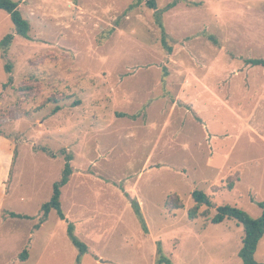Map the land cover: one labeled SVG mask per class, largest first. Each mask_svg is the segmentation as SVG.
<instances>
[{
  "label": "rangeland",
  "instance_id": "rangeland-1",
  "mask_svg": "<svg viewBox=\"0 0 264 264\" xmlns=\"http://www.w3.org/2000/svg\"><path fill=\"white\" fill-rule=\"evenodd\" d=\"M14 1L30 31L0 50V264H76L68 222L80 264H155L158 242L172 264H242L243 227L211 216L228 204L257 218L264 202V67L245 63L264 59V0H177L162 14L171 52L135 0ZM13 31L0 9V40ZM62 150L65 219L52 209L35 229ZM194 191L214 207L190 219Z\"/></svg>",
  "mask_w": 264,
  "mask_h": 264
},
{
  "label": "trees",
  "instance_id": "trees-1",
  "mask_svg": "<svg viewBox=\"0 0 264 264\" xmlns=\"http://www.w3.org/2000/svg\"><path fill=\"white\" fill-rule=\"evenodd\" d=\"M142 3H144L146 7L155 10L154 17H155V22L160 29L161 43L168 52H171L172 48L171 46L167 44V34L165 32V28L162 22V14L172 9L173 7H175L178 4V1L173 0L169 2L164 8L158 9L156 0H135L132 4L129 5L127 9L131 10L139 6ZM18 6H19V2L17 1L0 0V9L5 11L10 16V19L12 21L13 28H14V31L12 33L6 34L0 40V50H1L2 58H5L7 51L13 42L15 35H19L24 38H29L30 24L21 15L18 9ZM245 63L251 66L264 67L263 58H249L245 60ZM4 69L6 73H11V70H12L11 64L6 61L4 64ZM11 82H12V77L9 76L7 79V82L3 86H6L10 84ZM56 110H58L57 107L55 108V111ZM117 115L120 117L127 116L125 113H117ZM131 118H134V116H131ZM42 150L44 152H47L49 155L54 156L50 151H47L46 149H42ZM61 153L64 154V160H65L61 177L58 181H56L53 184V191H52L50 200L42 204L41 206L42 215L38 223L34 225L35 229H39L40 225L46 221L52 209L56 211L57 216L61 220L65 219V215L62 210L61 201H60L61 189L68 183L70 176L72 174V167H71L70 162L73 159V157L71 154L66 153L64 150H62ZM232 187H233V184L229 183L228 188L231 189ZM193 199L195 201V205L188 211V217L190 219L196 218V216L198 215V208L200 206L205 205L207 208L214 207L213 202L211 201L209 196L206 195L202 191H194ZM165 205L168 208H172V209L182 207V205L178 202L177 199H174V200L168 199L165 202ZM258 205L261 208V214L257 218H253L241 208H238L236 206H230L228 204L217 206L215 209L214 215L211 216V223L218 224V223L223 222L225 219H234L238 225H241L243 227L244 234L241 240V246L238 250V256L241 259L242 264H264V263L258 262L255 258V252H256L258 243L264 235V202H258ZM132 207L136 215L140 218L143 231L147 233L148 232L147 226L142 216L139 203L137 202L136 199H132ZM203 214L205 216L209 215L207 211H203ZM9 215L11 217L23 218V219L32 218L29 215L15 213V212H9ZM66 233H67V236L70 242L78 250L76 264H80L82 256L88 252V246L75 235L74 226L70 222H68L67 224ZM27 257H28V251L27 249H24L20 253L19 258L21 261H25ZM155 264H172L171 260L163 254V250H162L160 242H158L156 245Z\"/></svg>",
  "mask_w": 264,
  "mask_h": 264
},
{
  "label": "clouds",
  "instance_id": "clouds-1",
  "mask_svg": "<svg viewBox=\"0 0 264 264\" xmlns=\"http://www.w3.org/2000/svg\"><path fill=\"white\" fill-rule=\"evenodd\" d=\"M213 11L219 13V9L216 6L213 7Z\"/></svg>",
  "mask_w": 264,
  "mask_h": 264
}]
</instances>
